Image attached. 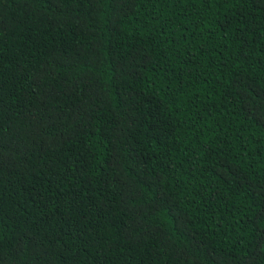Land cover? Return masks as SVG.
Instances as JSON below:
<instances>
[{
	"label": "trees",
	"instance_id": "16d2710c",
	"mask_svg": "<svg viewBox=\"0 0 264 264\" xmlns=\"http://www.w3.org/2000/svg\"><path fill=\"white\" fill-rule=\"evenodd\" d=\"M0 264H264V0H0Z\"/></svg>",
	"mask_w": 264,
	"mask_h": 264
}]
</instances>
